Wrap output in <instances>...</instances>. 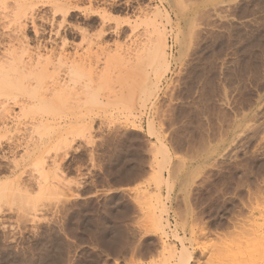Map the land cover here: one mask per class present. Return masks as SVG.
I'll return each mask as SVG.
<instances>
[{
	"label": "rangeland",
	"instance_id": "rangeland-1",
	"mask_svg": "<svg viewBox=\"0 0 264 264\" xmlns=\"http://www.w3.org/2000/svg\"><path fill=\"white\" fill-rule=\"evenodd\" d=\"M0 43L81 75L0 96V264H264V0H0Z\"/></svg>",
	"mask_w": 264,
	"mask_h": 264
},
{
	"label": "bare ground",
	"instance_id": "bare-ground-1",
	"mask_svg": "<svg viewBox=\"0 0 264 264\" xmlns=\"http://www.w3.org/2000/svg\"><path fill=\"white\" fill-rule=\"evenodd\" d=\"M90 4V3H89ZM4 30V29H3ZM2 40V39H1ZM62 42H63V40H62ZM1 44V43H0ZM63 44V43H62ZM65 44V43H64ZM3 46V45H2ZM7 51H9L8 49H7ZM6 52V51H5ZM12 53H14L13 52V50L11 51ZM10 52V59H8L9 58V56H5L6 58H7V60H9L8 62H6L7 60H6V58L5 57H3V58H5V60H3V58H1L0 59V61H2V62H4L3 63V65H2V62H1V65H0V96L1 95H3L5 92H11V93H14V98L13 99H15V100H17V101H14L15 103H17V104H22L20 107L22 108H20L22 111H24V109H23V107L25 106L26 108H28V105H30L31 106V109H33V107H34V105H35V103L37 104V105H41V106H44V105H48L47 103H49L51 100H52V98L54 97H52L51 95L53 94V95H55V97H58L59 98V96L60 97H62L61 95H63L64 94V91L62 90V89H66L67 87H69V86H67V85H69L70 83H73V82H75L76 81V79H77V77H79V76H81V75H79L80 73H78L77 71H79L78 69H76L77 67L79 68V66L77 65V64H73L74 62H70L69 64L70 65H68V64H65V65H68V66H65L66 68H67V72L68 73H66V72H64V74L66 73V75L68 74L69 76V81H72V82H68V79H67V76H66V78H63V79H60L59 77V79H57L56 80V78L57 77H54L53 78V75H55V76H60L59 74H55L54 73V71H56V70H54V71H52L50 74L52 75V79H55V81L53 80V82H52V84H51V87L52 88H54V89H52V90H50V92L51 93H49V90H45L44 92H42V93H40V92H37L36 90H37V83L38 82H40L41 81V78H40V76L36 73L37 72V70H39L38 72H40V69L42 70L43 68L39 65L40 64V62L38 61V60H35V59H38L37 57L36 58H34L33 60L36 62V61H38L39 62V64L37 65L36 63H35V65H34V62H30L31 61V59L28 61V62H30V68L32 69H28L27 67V64H24L25 62H23L22 60H21V57L23 56V54H21L20 55V58H17V59H19V61H17V62H19L18 63V65H17V63H16V59H13V57H15L16 58V56H12V55H14V54H12ZM1 55V54H0ZM2 55H4V54H2ZM16 55H18V54H16ZM63 56V55H62ZM61 56V57H62ZM29 57V56H28ZM25 58V57H24ZM31 58V57H30ZM63 58V57H62ZM65 58V57H64ZM23 62L22 64H21V66L19 65L20 63H21V61ZM24 61H26V63H27V60H28V58L27 59H23ZM40 60V59H39ZM60 60V59H59ZM58 60V61H59ZM45 61H47V62H45V64H44V68L46 67V64H48L49 65V59L47 58V60H45ZM70 60H68L67 61V63L69 62ZM72 61V60H71ZM42 62V61H41ZM51 62V61H50ZM76 62V61H75ZM59 63V62H58ZM63 63H65V61L63 62ZM62 63V64H63ZM79 63V62H78ZM42 64V63H41ZM80 64V63H79ZM36 65L37 66H40V69L38 68H36ZM76 65V66H75ZM20 66V67H19ZM25 66H27V67H25ZM52 66V65H51ZM61 66V65H60ZM59 66V67H60ZM64 66V65H63ZM86 66V65H85ZM53 68H54V66H52ZM62 67V66H61ZM64 67V68H65ZM25 68H27L26 70H25ZM36 68V69H35ZM63 68V69H64ZM85 68V67H84ZM33 69H35V70H33ZM65 70V69H64ZM64 70H62V71H64ZM25 71V72H24ZM34 71V72H33ZM36 71V72H35ZM59 71V70H58ZM57 71V72H58ZM27 72H30V73H32V75L31 74H29L28 73V76H29V78L28 79H30V78H32L33 80H31V81H29L28 79V81H25L26 80V78L28 77H25L23 74H26ZM77 72V73H76ZM76 74H78L79 76H75ZM27 75V74H26ZM74 76V77H73ZM70 77H72L73 79L71 80V78ZM75 78V79H74ZM78 79H80V78H78ZM73 80H75V81H73ZM33 81V82H32ZM91 82V81H90ZM69 83V84H68ZM67 86V87H66ZM88 88V87H87ZM64 89V90H65ZM59 91H62L63 92V94H62V92H61V95H58L60 92ZM53 92V93H52ZM59 92V93H58ZM92 93L94 94V91H92ZM49 94H51V95H49ZM92 94V95H93ZM58 95V96H57ZM18 96H23V97H21V98H19V99H17V97ZM48 96H51L50 98L48 97ZM58 98H56L55 100H57ZM63 98V97H62ZM146 99H148V98H146ZM50 100V101H49ZM55 100L54 101H52V102H55ZM58 100H61V98H59ZM79 100V99H78ZM149 100V99H148ZM63 101V100H62ZM58 103H60V101L58 102ZM85 103L87 104V102L85 101ZM0 104H1V101H0ZM55 104V103H54ZM53 104V105H54ZM81 104V103H80ZM79 104V105H80ZM2 105H5V103L4 102H2V104H1V109H2V111H4L5 109V107H6V105L4 106V107H2ZM32 105H33V107H32ZM52 105V106H53ZM56 105H57V102H56ZM81 105H83V104H81ZM29 106V107H30ZM7 108H8V106H7ZM0 109V110H1ZM30 109V110H31ZM7 110V109H6ZM29 110V109H28ZM29 110V111H30ZM25 112H26V109H25ZM33 112V111H32ZM3 113V112H2ZM5 113H6V111H5ZM1 115H3V114H1ZM6 116H9L8 114L6 115ZM2 117V116H1ZM12 117V116H11ZM3 118V117H2ZM5 118V117H4ZM5 119H7V117L5 118ZM4 119V120H5ZM12 119V118H11ZM44 121H45V119H44ZM44 123V122H43ZM43 123H41V124H43ZM41 124H39V125H41ZM34 125H36V124H34ZM33 125V126H34ZM36 129H34V131H36V130H38V128L39 127H35ZM38 132V131H37ZM30 133V132H29ZM28 133V134H29ZM36 133V132H35ZM37 134V136L39 137V132L38 133H36ZM36 134H35V136H36ZM41 134V133H40ZM31 135V134H30ZM33 136V135H32ZM23 137V136H22ZM21 137V138H22ZM31 137V136H30ZM39 139H40V137H39ZM32 140H33V138H32ZM38 140V139H37ZM28 141V140H27ZM24 142H26V141H24ZM33 142V141H32ZM33 143H35V142H33ZM38 143H39V141H38ZM17 144V143H16ZM27 144V143H26ZM26 144H24L25 146V149H26ZM32 144V143H31ZM19 145V144H18ZM17 145V146H18ZM29 145V144H28ZM17 146H15V147H17ZM22 146V145H21ZM34 146V145H33ZM9 147V146H8ZM19 147V146H18ZM27 147H29V146H27ZM30 147H31V145H30ZM19 149H21V147L19 148ZM28 149V148H27ZM26 149V150H27ZM31 149H33V147L31 148ZM36 149V148H35ZM10 150V149H9ZM12 151V150H11ZM23 151V150H22ZM25 151V150H24ZM28 151V150H27ZM32 150H30V151H28V152H31ZM17 152V151H16ZM32 152H34V151H32ZM31 152V153H32ZM24 153H27L26 151L25 152H23V155H25ZM17 154V153H16ZM3 156V155H2ZM1 156V157H2ZM20 157H22V156H20ZM16 166V165H15ZM42 176V175H41ZM43 178V177H42ZM43 179H45V177L43 178ZM1 181V180H0ZM3 181V180H2ZM42 182V181H41ZM2 183V182H1ZM1 183H0V187H1ZM5 183V182H4ZM7 183V182H6ZM11 183V182H10ZM43 184V183H42ZM6 185V184H5ZM5 185H3V186H5ZM41 185V184H40ZM3 186H2V189H3ZM116 221V220H115ZM117 222V221H116ZM120 222V221H119ZM111 224V223H110ZM119 225V224H118ZM118 227V226H117ZM108 229H109V227H108ZM90 230V229H89ZM113 230V229H112ZM117 231V230H116ZM115 231V232H116ZM122 231V230H121ZM107 232V231H106ZM118 233V232H117ZM111 234V233H110ZM121 235V234H120ZM108 241V240H107ZM118 244V243H117ZM116 244V245H117ZM113 246V245H112ZM115 248V247H114ZM183 248V247H182ZM186 249V248H185ZM185 249H180L181 251H179V253H177V254H174V253H176L175 251H173L174 253V255L176 256V255H178V257L181 259V258H183L184 256H186L185 258H188V256L186 255V254H188V252H186L185 251ZM177 257V256H176ZM187 261L188 260H186V262L184 263V264H187Z\"/></svg>",
	"mask_w": 264,
	"mask_h": 264
}]
</instances>
